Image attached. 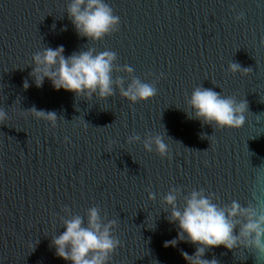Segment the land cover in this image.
I'll return each mask as SVG.
<instances>
[{
	"label": "water",
	"instance_id": "obj_1",
	"mask_svg": "<svg viewBox=\"0 0 264 264\" xmlns=\"http://www.w3.org/2000/svg\"><path fill=\"white\" fill-rule=\"evenodd\" d=\"M69 2L0 0V264H66L51 246L64 231L65 209L87 223L91 207L105 223L116 221L119 246L108 264H186L181 252L192 255L196 246H163L178 232L162 205L171 189L181 207L197 190L220 208L236 202L264 212V0H105L119 27L98 42L77 35ZM61 45L66 57L115 52L114 95L75 97L48 80L35 87L32 56ZM230 63L250 70L231 73ZM125 65L155 85L153 98L133 104L120 96L115 81L126 86L132 78ZM198 86L247 101L244 126L189 119L187 100ZM32 107L54 111L56 126L35 118ZM133 134L141 142L129 144ZM155 135L168 147L163 158L143 147ZM247 220L233 218L234 234ZM203 259L264 264V254L242 242L232 251L206 249Z\"/></svg>",
	"mask_w": 264,
	"mask_h": 264
},
{
	"label": "clouds",
	"instance_id": "obj_2",
	"mask_svg": "<svg viewBox=\"0 0 264 264\" xmlns=\"http://www.w3.org/2000/svg\"><path fill=\"white\" fill-rule=\"evenodd\" d=\"M65 12L77 35L88 41L98 42L119 27V17L113 14L105 0H70ZM64 53L65 48L61 45L56 48L43 47L32 56L30 77L35 87H42L45 80H48L55 91L72 93L75 97L107 100L114 95L113 72L117 61L115 52H97L89 48L73 52L67 57ZM228 70L234 74H246L250 69L241 68L238 63H230ZM123 71L132 78L126 86L123 79L115 81V87L119 89L122 98L134 104L146 102L156 95L155 85L135 77L132 67L125 65ZM23 87L25 90L29 88L27 80ZM187 105L189 110L186 115L189 119L221 129H240L245 124V114L248 111L247 101L237 103L231 97L222 96L202 86L193 89ZM28 112L37 119L47 121L52 127L56 126L58 118L54 111L32 107ZM5 119V111L0 110V121ZM127 142H141V137L133 134L128 137ZM143 147L147 152H152L155 148L161 158L168 153L161 135L144 138ZM149 198L156 199L152 193H149ZM162 205L166 211L171 210L168 222L178 227L177 236L165 241L163 246L175 248L181 242L196 246L192 255L181 252L186 264H217L215 260L203 259L206 249L222 247L232 251L241 242L245 247H253L264 254V212L257 214L255 211L242 209L236 202L230 208H220L210 197L197 190L184 197L181 207L178 205V190L171 189L163 197ZM65 212L68 213V218L62 220L64 231L51 241L56 257L66 264H108L109 257L119 246V241L112 235L116 221L105 223L98 207L87 210V223L83 216L71 215L68 209ZM238 215H246L248 220L237 236L234 234L236 225L233 218Z\"/></svg>",
	"mask_w": 264,
	"mask_h": 264
}]
</instances>
